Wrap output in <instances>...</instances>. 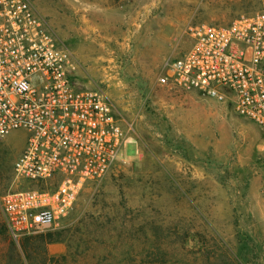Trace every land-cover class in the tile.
<instances>
[{
  "label": "rangeland",
  "instance_id": "374dc122",
  "mask_svg": "<svg viewBox=\"0 0 264 264\" xmlns=\"http://www.w3.org/2000/svg\"><path fill=\"white\" fill-rule=\"evenodd\" d=\"M29 1L126 138L55 229L16 242L0 212V264H264V132L226 103L156 83L190 48V26L228 24L264 0ZM25 137L0 140V198L30 186L13 173Z\"/></svg>",
  "mask_w": 264,
  "mask_h": 264
},
{
  "label": "built area",
  "instance_id": "2783aa9c",
  "mask_svg": "<svg viewBox=\"0 0 264 264\" xmlns=\"http://www.w3.org/2000/svg\"><path fill=\"white\" fill-rule=\"evenodd\" d=\"M188 35L190 48L164 62L157 85L226 103L264 132V7L228 24L192 25ZM77 67L29 0H0V140L25 133L13 173L30 185L0 198L16 242L55 229L85 185L123 156L122 119L100 90L78 85ZM260 197L264 208V167Z\"/></svg>",
  "mask_w": 264,
  "mask_h": 264
},
{
  "label": "crops",
  "instance_id": "0c3cea01",
  "mask_svg": "<svg viewBox=\"0 0 264 264\" xmlns=\"http://www.w3.org/2000/svg\"><path fill=\"white\" fill-rule=\"evenodd\" d=\"M76 73H77V72H76ZM80 86H81V87H83V85H82V84H81ZM23 147H24V145H23ZM22 149H23V148H22ZM21 151H22V150H21ZM19 154H20V153H19Z\"/></svg>",
  "mask_w": 264,
  "mask_h": 264
},
{
  "label": "trees",
  "instance_id": "16d2710c",
  "mask_svg": "<svg viewBox=\"0 0 264 264\" xmlns=\"http://www.w3.org/2000/svg\"><path fill=\"white\" fill-rule=\"evenodd\" d=\"M50 239L52 238L51 235L48 236Z\"/></svg>",
  "mask_w": 264,
  "mask_h": 264
}]
</instances>
